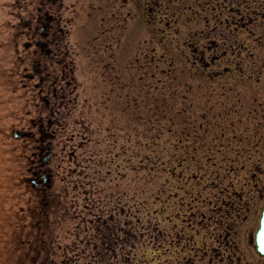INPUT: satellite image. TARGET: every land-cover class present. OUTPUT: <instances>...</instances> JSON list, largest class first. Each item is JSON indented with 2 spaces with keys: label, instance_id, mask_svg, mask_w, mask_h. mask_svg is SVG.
Returning <instances> with one entry per match:
<instances>
[{
  "label": "rangeland",
  "instance_id": "374dc122",
  "mask_svg": "<svg viewBox=\"0 0 264 264\" xmlns=\"http://www.w3.org/2000/svg\"><path fill=\"white\" fill-rule=\"evenodd\" d=\"M223 1L227 6L233 2L62 0L61 26L68 32L75 81L67 91L65 108L50 117L59 121L52 139V168L54 173L60 172L55 174L54 186L63 192L62 201L77 205L75 212L69 211L78 217L62 218V226L50 237L53 247L62 245L65 264H264L248 242L249 233L258 227L264 203V148L256 135H264V119L254 113L260 109L264 114L258 108L264 91L256 87L264 83V38L259 37L264 33V21L249 25L246 17L230 27L228 34L226 28L219 34L228 43L237 36V47L242 46L227 57L225 65L244 60L243 66L257 67L262 74L256 80L244 68L245 78L238 81L243 87L233 86L235 101H229L235 104L229 108L231 118L216 119L221 123L212 132L217 138L201 140L195 135L179 141L163 131L161 111L168 107L155 89L156 71H161L160 64L169 67V55L179 56L181 48L187 52L200 49L214 38ZM254 2L259 6L240 0L234 8L252 17L256 9L264 12L263 1ZM247 3H252L253 10H246ZM24 4L29 8L38 2L24 0ZM25 17L17 0H0V264H17L14 241L26 237L25 250L30 248V240L36 241L24 225L28 220L33 230L36 225L26 210L31 194L25 178L34 148L28 135L38 133L39 122L50 119L25 71L33 66L26 46L31 43L18 33V24ZM227 18L232 19L230 7L221 17ZM203 29L209 30V38L195 40L193 34L197 37L195 33ZM160 57L164 62L159 64ZM194 83L192 94L201 81ZM218 84L212 87L217 89ZM183 88L182 84L177 87ZM199 93L195 96L204 97L203 89ZM214 101L205 107L218 105ZM126 122L131 125L122 130ZM230 124L226 138L221 137V127L226 130ZM161 129L166 138L157 144ZM128 135L137 143H129ZM136 150L144 155L138 156L144 159V168L127 164L129 156L137 161ZM224 203L230 209L246 204L251 211H242L238 220ZM82 214L88 217L84 221L79 217ZM102 220L108 225L117 223V232L123 236L110 252L93 240L95 226ZM219 222L223 227H218ZM39 229L35 232L51 231L44 225ZM22 256L24 263H20L29 264L31 255Z\"/></svg>",
  "mask_w": 264,
  "mask_h": 264
},
{
  "label": "flooded vegetation",
  "instance_id": "af4514ba",
  "mask_svg": "<svg viewBox=\"0 0 264 264\" xmlns=\"http://www.w3.org/2000/svg\"><path fill=\"white\" fill-rule=\"evenodd\" d=\"M232 1L233 2L228 6L223 1L222 5H224H220V8L218 9L216 15V24L218 25L215 26L216 28L214 29V32L218 37L219 34L224 31V28H226V32L228 34L230 30L229 28L232 26H237L240 19L244 20L246 17H248L249 25L264 21V12L256 9L253 13V17L250 15H245L244 13H237L234 5H239L240 0H236L235 3L234 0ZM249 1L253 2V6L254 4L257 7L259 6L254 2L255 0H245V2ZM262 1L263 3H260L261 5L264 4V0ZM251 4L252 3L246 4L248 7V9H246L247 11L253 10L251 9ZM228 7H230L232 19H221L222 15H224V9H227ZM236 7L237 10H239V6ZM62 8V0H39L38 6L35 7V10L39 12V14H33V12H30L31 18L27 22L28 27H30V25L35 22V19H37L38 24H41L40 36L38 37L37 41L36 35L33 34L30 37L31 44L29 45H34L36 47V49L33 50L34 58L32 59L33 63H35V68L32 69L34 71H27V76L29 81L31 83H34V90L36 91L37 89L39 98L44 101V107H46V109H48L49 111V118L54 117L59 112V108H65L66 98L68 95H70L69 93L67 94V91L70 90L71 81H75L74 61L71 57L69 46L65 41V28L61 26V18L63 17L60 15V9ZM42 12L44 15L43 18L41 17ZM38 24L35 26V32L38 31ZM218 29L219 32H216L218 31ZM248 31L252 30L248 29ZM207 35L209 34H206L204 36V40L209 38H206ZM216 35L213 39L208 40L210 41L208 42V44L202 43L200 50L196 51V54L194 55L193 65L196 66L197 64H199L204 69V75L215 79L219 83L218 88L215 90L217 91V93H210L208 95H205V102L202 103V105H208V102H211L215 94L216 100L214 102L218 104L215 106L218 109L217 111L220 114V118H223V120L226 119L228 121L231 118V112L229 108L231 109L235 105L234 103H229V101H235L233 86L243 87L237 82L240 79L244 80V68H247L246 74H255L256 79L258 80L259 75L262 73L258 72L257 67L251 69L248 68L246 64H244L243 66L242 64L245 62L244 60H239L237 62L234 61L235 64L233 66H227V64L225 65L227 57L230 54H235V49L241 50L242 46L240 43L237 47V43H239V40H235L237 36H233V41H230L228 43L227 40L224 37L222 39L221 36L219 37L220 40H218ZM259 37L264 38V33L261 36L259 35ZM231 49L232 51H230ZM238 72H240L241 74L239 78L234 80L235 75ZM225 87H228V89ZM256 87H258L259 91H264L261 89H264V85H257ZM74 91L75 89L72 88V92ZM221 106H223L224 108H222ZM259 106L262 110H264V100L259 103L258 108ZM254 113H257L260 118L264 119V114L260 109H256ZM56 122L58 123L59 121L57 120ZM56 122H53L51 118L47 119L45 122H39L36 128V130H38V133H28V139L32 141V144L30 146H33L34 148L32 147L33 149H31V156L29 157L28 166L29 174L28 177L25 178V181L27 180V184H29L30 188L37 186V190L41 192L44 201L43 205L48 210V213L56 210L58 215L59 213L62 214V211H60L58 208V200L60 194L59 190L57 191L56 185L54 186V178L57 177L55 174H60V172L54 173V170L52 168V163L54 160L52 139L56 136L59 130V125H56ZM233 123H235V120L233 121ZM53 126H55V130L52 129ZM230 126L232 125L230 124L229 126H226V130H224V127H221L223 131L222 136H224L225 131L227 132L230 130L228 128ZM254 132L255 131H253L252 135H254ZM71 175L72 174L69 173V176ZM44 177L46 178L44 179ZM34 182L36 183V185L31 186ZM31 204L34 205L32 202L29 205ZM247 204H249L248 201ZM226 205H228L226 209L238 220L242 219V211H251L250 207L246 206V204L244 205V207H239V205H236L231 209L229 203ZM36 210L37 209H35L34 211ZM219 212L221 213L222 210H220ZM248 212L246 213V215H248ZM245 218L247 219L248 216ZM223 224L224 223L219 222L218 226L215 223V225L219 228H221ZM251 235L252 233L250 232L248 236V242L253 244L250 238ZM221 241L223 240L221 239Z\"/></svg>",
  "mask_w": 264,
  "mask_h": 264
},
{
  "label": "trees",
  "instance_id": "16d2710c",
  "mask_svg": "<svg viewBox=\"0 0 264 264\" xmlns=\"http://www.w3.org/2000/svg\"><path fill=\"white\" fill-rule=\"evenodd\" d=\"M65 213L66 212H64V214ZM119 239H121V235L120 236H117L115 234V232L112 231L109 235H106V237L104 238V242H105L104 245L105 246H108L109 244H112L113 246H115L116 244H118ZM101 240H102V237H101Z\"/></svg>",
  "mask_w": 264,
  "mask_h": 264
},
{
  "label": "water",
  "instance_id": "95a60500",
  "mask_svg": "<svg viewBox=\"0 0 264 264\" xmlns=\"http://www.w3.org/2000/svg\"><path fill=\"white\" fill-rule=\"evenodd\" d=\"M262 226H264V218H263V221H262ZM261 226V228H262ZM261 230V229H260ZM260 233V231H259ZM259 233H258V236H257V247H258V252L261 253L262 255H264V251H262L261 249H264V242H262V238L259 236Z\"/></svg>",
  "mask_w": 264,
  "mask_h": 264
},
{
  "label": "snow or ice",
  "instance_id": "6c2138e0",
  "mask_svg": "<svg viewBox=\"0 0 264 264\" xmlns=\"http://www.w3.org/2000/svg\"><path fill=\"white\" fill-rule=\"evenodd\" d=\"M259 236L262 238V242H264V226H262ZM262 251H264V249H261Z\"/></svg>",
  "mask_w": 264,
  "mask_h": 264
}]
</instances>
